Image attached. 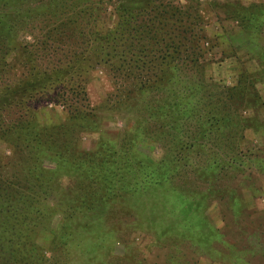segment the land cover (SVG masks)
I'll use <instances>...</instances> for the list:
<instances>
[{"label": "rangeland", "instance_id": "1", "mask_svg": "<svg viewBox=\"0 0 264 264\" xmlns=\"http://www.w3.org/2000/svg\"><path fill=\"white\" fill-rule=\"evenodd\" d=\"M226 11L0 0V264H264V10Z\"/></svg>", "mask_w": 264, "mask_h": 264}, {"label": "crops", "instance_id": "2", "mask_svg": "<svg viewBox=\"0 0 264 264\" xmlns=\"http://www.w3.org/2000/svg\"><path fill=\"white\" fill-rule=\"evenodd\" d=\"M180 1L182 2V4L183 3L188 4V2H195L199 6L204 7L206 10H209V12H211L212 14L216 10H218L220 11V16H223L224 18L223 22H226L225 19L229 18L228 16L230 14L228 11H226L228 7L237 9L240 12V14H244L245 12L251 14L253 11L256 12V11L264 10V0H180ZM225 5L228 7L224 8ZM215 16L217 17V15ZM239 20L240 18H237V20L232 19L229 20V22L242 29V24H241L242 22Z\"/></svg>", "mask_w": 264, "mask_h": 264}, {"label": "trees", "instance_id": "3", "mask_svg": "<svg viewBox=\"0 0 264 264\" xmlns=\"http://www.w3.org/2000/svg\"><path fill=\"white\" fill-rule=\"evenodd\" d=\"M169 40H171V39H169ZM175 46H174V44H173V40H172V46H169L168 48V50H167V55H170L171 53H170V49H172V48H174ZM175 51H173V52H177V54H180V50L178 49V48H175L174 49ZM182 52V51H181ZM186 52V51H185ZM185 59V58H184ZM199 59H201V58H198L197 60H199ZM117 84H119L118 82H117ZM209 85H212V84H210V83H208ZM118 87H123L122 85L120 86H118ZM215 115V114H214ZM208 119V118H207ZM211 119H213V117H211ZM208 121H210L209 119H208ZM2 229H5V230H2ZM7 227H4V228H0V253H3V255H6L7 254V252H8V254H9V252H10V249L11 250H14L13 249V245H15L14 244V242H13V239L12 240H7V239H5L4 238V236H2V233L3 232H7ZM8 248V250H6Z\"/></svg>", "mask_w": 264, "mask_h": 264}]
</instances>
